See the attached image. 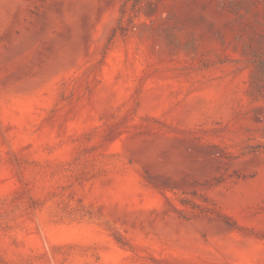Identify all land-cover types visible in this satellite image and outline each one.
Here are the masks:
<instances>
[{
  "label": "rangeland",
  "instance_id": "1",
  "mask_svg": "<svg viewBox=\"0 0 264 264\" xmlns=\"http://www.w3.org/2000/svg\"><path fill=\"white\" fill-rule=\"evenodd\" d=\"M0 264H264V0H0Z\"/></svg>",
  "mask_w": 264,
  "mask_h": 264
}]
</instances>
